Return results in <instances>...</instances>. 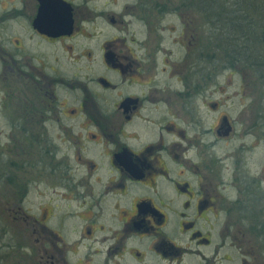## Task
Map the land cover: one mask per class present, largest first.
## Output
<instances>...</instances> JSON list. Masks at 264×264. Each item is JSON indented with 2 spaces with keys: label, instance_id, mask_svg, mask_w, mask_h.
Wrapping results in <instances>:
<instances>
[{
  "label": "flooded vegetation",
  "instance_id": "flooded-vegetation-1",
  "mask_svg": "<svg viewBox=\"0 0 264 264\" xmlns=\"http://www.w3.org/2000/svg\"><path fill=\"white\" fill-rule=\"evenodd\" d=\"M210 23L197 0H0L16 264H264V97ZM226 71L249 91L214 96Z\"/></svg>",
  "mask_w": 264,
  "mask_h": 264
},
{
  "label": "trees",
  "instance_id": "trees-1",
  "mask_svg": "<svg viewBox=\"0 0 264 264\" xmlns=\"http://www.w3.org/2000/svg\"><path fill=\"white\" fill-rule=\"evenodd\" d=\"M197 1L207 22L221 33L225 57L248 64L264 87V0Z\"/></svg>",
  "mask_w": 264,
  "mask_h": 264
},
{
  "label": "rangeland",
  "instance_id": "rangeland-1",
  "mask_svg": "<svg viewBox=\"0 0 264 264\" xmlns=\"http://www.w3.org/2000/svg\"><path fill=\"white\" fill-rule=\"evenodd\" d=\"M207 23H209V22H207ZM210 24H208V26H207L208 27L207 33L214 34V30H211L209 27ZM207 38H208V36H207ZM228 61H229L228 58H226V62H228ZM248 75H249L248 76L249 84L252 83L249 85L250 88L252 87L251 89H254V91L257 89V91L261 95V98L264 97V87H263L262 83L261 82L258 83L256 78L252 77L251 73H248ZM243 76H245L244 72L241 74V72H239V71H237V72L226 71V73L224 75H222L220 78H218V80L225 78L226 83L225 82L221 83V85H223L225 87V84H226L227 91H224L222 93L216 92L213 95L216 97H222L224 95L232 96V94L248 92L249 87L246 85V79H244ZM246 77H247V74H246ZM262 103H263L262 108L264 110V99L262 100ZM2 191H3V188L0 187V195H1ZM0 200L4 201L5 199L3 197H1ZM7 213H8V211L5 208V206L3 204L0 205V264H16V260L19 259V254H23V253L21 250H18L16 248L14 249V247H13L14 242L11 239V236H12L11 234H12V231H14V229H12V226H10L11 219L8 218ZM5 223H6L7 227L10 226L9 233H8V231H7V233L4 232L3 228L5 227ZM13 240L16 242L15 239H13Z\"/></svg>",
  "mask_w": 264,
  "mask_h": 264
}]
</instances>
